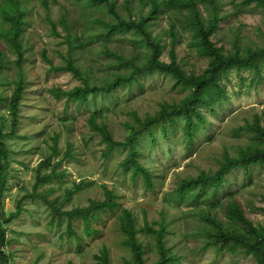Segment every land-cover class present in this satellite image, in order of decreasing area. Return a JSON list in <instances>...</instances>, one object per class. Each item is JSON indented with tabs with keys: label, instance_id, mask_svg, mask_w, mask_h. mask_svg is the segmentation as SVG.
<instances>
[{
	"label": "trees",
	"instance_id": "obj_1",
	"mask_svg": "<svg viewBox=\"0 0 264 264\" xmlns=\"http://www.w3.org/2000/svg\"><path fill=\"white\" fill-rule=\"evenodd\" d=\"M75 1L81 6V13L72 20L64 6H61L64 11L59 9L61 13L55 15L53 5L60 3V0H0V106H5V111L0 112V195L10 175L12 150L8 138L18 134L20 106L30 83L27 66L34 64L31 60L34 56L31 39L35 34V15L59 38L58 45L65 46L63 51L56 49V54L61 57L59 63L48 54L46 47L38 49L48 63V69L70 72L80 81L70 88L59 85L47 88L55 97H66L67 101L79 105L90 102V105L95 106L99 97H115L119 90L133 94L134 85L141 84L143 76L154 74L169 76L172 89L181 92L170 101H162L153 113L142 116L130 109L127 113L132 118L122 122L125 130L122 138L115 136L108 123L109 115L115 110L109 112L110 108L94 107L86 118L89 129L105 142L104 156H110L116 148L126 149V155L118 163L119 167L123 173H129L131 179L140 176L149 190L155 189V182L153 170L141 160L143 152L140 142L145 136L150 142L156 143L158 132L170 137L175 132L183 131L187 144L191 145L207 119L203 108L214 110L216 104L228 98L223 81L232 69L250 70L257 81L264 77V37L263 42L256 45L242 46L238 38H235L230 48L217 43L216 34L220 23L228 16L227 12L222 11L224 0ZM242 4L264 7V0H242ZM164 15L167 26L161 24ZM184 33L190 34L189 45L196 55L207 60L206 67L199 72L194 67L189 68L187 62L178 55L177 45ZM118 34L130 39L133 46L131 50L125 52L108 46ZM97 42L103 47L93 48ZM91 49L103 54L108 60L107 70L102 76L95 73L92 59L89 64L83 62L81 53ZM165 49L168 59L162 57ZM96 59L101 60V57ZM132 99L133 96H128L126 103ZM66 120L65 117H59V121L65 125L63 130L69 134L72 125ZM237 131L251 133V142L240 147L236 154L224 150L214 171L201 170L194 176L179 180L174 188L177 197H184L206 186H212L215 193L234 169L242 168L248 173L252 165L264 164V110L256 113L252 121L238 127ZM50 138L52 152L47 153L34 168L33 189L18 199L13 211L5 214L0 209V264H6L11 259V255L2 248L10 243L6 238L5 225L19 218L25 197L40 198L49 206L50 223L60 226L66 221L61 236L74 238L79 248L85 237L99 232L94 221L101 222L104 215L111 213L118 221L121 244L130 252V258L123 257L122 264H148L146 252L152 247H148L141 235L152 237L155 241L158 257L153 264H175L181 261L183 255L167 244L171 220L165 212L152 221L145 218L141 224L133 209L121 206L117 194L107 185H103V198H89L86 205L65 208L66 202L87 183L83 179L78 182L73 180L72 186L63 191L62 197L50 199V194L57 190L51 184L52 180L66 175L65 169L61 168L62 161L69 157L75 158L74 142L69 136L63 152L59 148L60 131L50 135ZM58 153L62 155L59 159L56 158ZM261 209L264 211V205ZM226 210L225 218L201 213L204 223L200 233L205 236L203 247L212 246L219 252L242 251L247 256H253L258 264H264V223L255 224L248 218L234 194L229 196ZM198 211L201 212L200 209ZM76 218L84 223L80 230L75 227ZM95 258L97 264H111L107 246H103Z\"/></svg>",
	"mask_w": 264,
	"mask_h": 264
},
{
	"label": "rangeland",
	"instance_id": "obj_2",
	"mask_svg": "<svg viewBox=\"0 0 264 264\" xmlns=\"http://www.w3.org/2000/svg\"><path fill=\"white\" fill-rule=\"evenodd\" d=\"M222 5V11L227 12L228 16L220 23L221 27L216 34L219 45L230 48L235 38H238L242 46L263 42L264 7L247 6L242 4V0H224ZM61 6L69 12L72 20L81 13L77 1L60 0V3L53 5L56 16L61 13L59 9L64 11ZM165 16L161 24L167 26ZM34 19L35 34L31 39L34 46L31 60L34 64L27 66L30 83L20 106L18 134L8 138L12 150L10 175L0 195L1 211L5 214L13 211L18 199L33 189L36 174L34 168L47 153L52 152L50 135L60 131L61 152L66 149V138L69 136L74 142L75 158L69 157L62 161L61 168L65 169L66 175L52 180L51 184L57 190L50 194V199L62 197L63 191L72 186L73 180L78 182L83 179L87 183L66 202L65 208L86 205L89 198H103V185H107L115 191L121 206L133 209L141 224L145 218L152 221L165 212L171 220L167 244L183 255L181 261L175 264H258L253 256H247L242 251L219 252L212 246L203 247L205 236L200 233V227L204 223L201 213L225 218L231 194L236 195L248 218L255 224L264 223V211L261 209L264 205V164L252 165L248 173L242 168L234 169L215 193L212 186H206L184 197H177L174 188L182 178L194 176L201 170L214 171L224 150L236 154L240 147L251 142V133L237 131V128L252 121L256 113L264 110V77L257 81L250 70L232 69L223 81L228 98L216 104L214 110L203 108L207 119L191 145L187 144L183 131L175 132L170 137H164L158 132L156 143L150 142L145 136L140 142L143 152L141 160L153 170L155 182V189L149 190L140 176L131 179L129 173H123L119 167L118 163L126 155V149L116 148L110 156H104L105 142L100 135L89 129L86 118L94 107H107L110 108L109 112L115 110L109 115L108 123L115 136L122 138L125 134L122 122L132 118L127 113L130 109L144 116L153 113L162 101H170L181 92L172 89L169 76L154 74L143 76L142 83L134 85L133 94L119 90L115 97H99L95 106L90 105V102L79 105L67 101L66 97L57 98L47 88L57 85L70 88L80 81L70 72L48 69V63L41 57L39 50L46 47L48 54L59 63L61 57L56 54V49L63 51L65 46L58 45L59 38L50 32L37 15ZM190 40V34L184 33L177 45V52L189 68L194 67L199 72L206 67L207 60L196 55V51L189 45ZM108 46L125 52L133 47L130 39L121 34L116 35L114 42ZM100 47H103L100 42L93 46ZM81 54L85 65L89 64L90 59L93 60V69L98 76L105 74L108 60L103 54L93 49ZM98 57L101 60L96 59ZM162 57L168 59L166 49ZM128 96H133V99L126 103ZM4 111L5 106H0V112ZM59 117H65L66 122H71L69 134L63 130L65 125L59 121ZM61 156L58 153L56 158ZM49 220L50 208L42 199L25 197L19 218L5 225L6 238L10 243L2 248L11 255L6 264H97L95 254L103 246L110 250L111 264H122L123 257L130 258V252L121 244L118 221L111 213L104 215L101 222L94 221L99 232L85 237L81 248L74 238L61 236L66 221L58 226ZM74 224L79 230L84 225L79 218L74 220ZM141 237L148 247H152V250H147L146 257L147 263L153 264L158 257L155 241L152 237Z\"/></svg>",
	"mask_w": 264,
	"mask_h": 264
}]
</instances>
